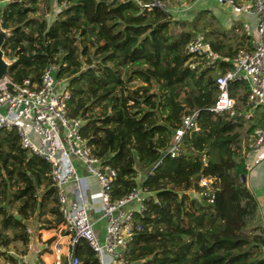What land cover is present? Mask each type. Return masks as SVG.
Masks as SVG:
<instances>
[{
    "label": "trees",
    "instance_id": "16d2710c",
    "mask_svg": "<svg viewBox=\"0 0 264 264\" xmlns=\"http://www.w3.org/2000/svg\"><path fill=\"white\" fill-rule=\"evenodd\" d=\"M0 1H9L1 18L9 33L3 48L8 76L40 83L55 66L71 92L70 116L85 121L82 135L117 171L114 199L139 185L152 193L138 216L144 230L131 246L134 264H264L260 208L241 182L248 174L241 135L247 121L209 110L217 98L215 77L191 69L187 52L202 29L194 22L193 31L177 30L188 23L169 10L175 0ZM235 28L204 36L232 59L239 50L228 34ZM230 94L244 101L247 85L231 84ZM195 113L198 130L182 137L179 156L172 157L168 150L184 118ZM51 171L15 131H0V264L16 262L7 251L30 243L28 229L36 236L63 223ZM202 179H214L210 190ZM75 254L80 264H98L85 242Z\"/></svg>",
    "mask_w": 264,
    "mask_h": 264
},
{
    "label": "built area",
    "instance_id": "2783aa9c",
    "mask_svg": "<svg viewBox=\"0 0 264 264\" xmlns=\"http://www.w3.org/2000/svg\"><path fill=\"white\" fill-rule=\"evenodd\" d=\"M214 1L232 13V21L236 22L235 32L241 34L250 46L239 49L231 59L216 52L204 35H197L187 45V52L192 56L190 68L198 72L208 70L216 75L217 98L210 111L251 122L264 108V0ZM181 2V10L191 8L185 1ZM158 5L164 7L160 3ZM223 62L230 67L223 70ZM56 70L55 66L46 69L40 83L27 79L19 84L9 76L0 81V131H15L25 150L51 165V177L58 189L59 209L63 217L59 238H45L42 233L34 236L28 229L32 236L30 243L23 246L20 253L10 248L7 254L16 262L6 261L4 264H80L75 254L80 242L87 243L95 252L98 264H105L103 247L112 258L111 264H134L131 246L136 235L144 230L138 216L146 211L152 193L139 185L124 198L114 199L117 171L104 164L95 154L89 139L82 135L85 121L70 116L71 92L66 80L56 78ZM234 83L247 85L248 94L244 101L238 102L231 96L230 86ZM196 118V113L184 118L179 137L168 150L172 157L179 156L182 137L193 129L198 130ZM249 140L247 159L252 154L263 155L247 164V171L264 161V126L256 127ZM63 159L69 163L65 178H62ZM75 161L99 185L103 212L94 221L90 216L89 187L80 176ZM213 182L214 179H202L201 185L210 190ZM71 184L77 187L76 200L73 201L67 190ZM99 222L105 223L103 234L101 231L102 244L96 232ZM29 255L34 259L29 260ZM46 257L54 260L49 263Z\"/></svg>",
    "mask_w": 264,
    "mask_h": 264
},
{
    "label": "rangeland",
    "instance_id": "374dc122",
    "mask_svg": "<svg viewBox=\"0 0 264 264\" xmlns=\"http://www.w3.org/2000/svg\"><path fill=\"white\" fill-rule=\"evenodd\" d=\"M182 0H175V1H169L168 2V8L169 10L175 15L176 20L179 21H186V23H188L187 28H182L181 26H179L177 28V30L181 31V30H186V31H193V27H192V23L196 22L197 26L202 29L200 32H197L198 34H195V36L197 35H204L207 34L209 32H211L212 30H222V31H228L227 33H229V31H231V29H233L234 25H236L233 21H232V13L229 12L228 10H226V8L217 6L216 4H211V2L209 1L208 3L204 2H196V0H183L186 2L187 5L191 6V8L189 10H181L183 9L181 2ZM2 3L0 1V17H1V13H2ZM162 5V4H161ZM165 7V6H164ZM55 8L58 9V7L55 6ZM202 11V12H200ZM192 21V22H191ZM1 22V19H0ZM206 27V28H205ZM243 36L241 34H235V33H230L228 34V38L231 42V44L233 45V47L235 49H246L249 48L250 44L248 43V41L244 38H242ZM254 37L257 38V35H255ZM242 38V39H241ZM8 61V60H7ZM9 62V61H8ZM10 63V62H9ZM212 76H216L215 74H212ZM245 91L242 90L239 92V95H244ZM241 102V101H240ZM259 114V115H258ZM261 118H259V117ZM256 118H254L253 121L251 122H247L245 127L241 130V135L242 138L244 140V142L248 145L249 144V135L247 133V130L249 129V127L251 125H255L257 124V127H260V123L261 120H264V108L261 109L258 113L257 116H255ZM38 143V142H36ZM62 167H63V175L62 178H65L67 173H68V169H69V163L67 161V159H63L62 160ZM143 172H141L139 174V179L143 178ZM95 208L101 212H103V206L101 205V198L100 196H96L95 198ZM91 216V220L94 221V217L93 214H90ZM105 223L104 222H100L97 224L96 226V232H97V236L101 242V244L103 243L102 241V235H101V231L102 228H104ZM59 228L60 226L56 227L55 229H51V230H46L43 229L41 231H39L38 233H42L45 238L46 237H50V235H53L56 232H59ZM46 234V235H45ZM12 248H14L18 253H20L22 250L20 249V243H13V245H11ZM103 256H104V261L105 264H111V256L108 254L107 250L103 247Z\"/></svg>",
    "mask_w": 264,
    "mask_h": 264
},
{
    "label": "crops",
    "instance_id": "0c3cea01",
    "mask_svg": "<svg viewBox=\"0 0 264 264\" xmlns=\"http://www.w3.org/2000/svg\"><path fill=\"white\" fill-rule=\"evenodd\" d=\"M209 1L211 2V4H216L214 0H196V2H202V3L204 2L208 3ZM248 142H250V140ZM262 155H263L262 153L252 154L247 159L248 160L247 164H252L257 158L261 157ZM75 164L77 165L80 176L85 179V182L89 187V206L90 208H92L93 217L96 219L99 216H101V212L95 208V198L96 196H99L98 182L94 177L88 175L86 169L80 163L75 161ZM247 177H248L247 186L252 191L258 202L260 208V219L262 224L264 225V161H262L258 165H255L251 171H248ZM141 181L142 179H139V182ZM76 189L77 187L74 184H71L67 187L70 199L72 201L76 200V193H75ZM37 234L39 233L37 232ZM102 234H103V228H102ZM55 236L56 238H59V233L56 232L53 235H50V237H55ZM20 249L21 250L23 249L22 244H20ZM46 258L49 263H51L54 260L53 257H46ZM28 259L33 260L34 259L33 255H29Z\"/></svg>",
    "mask_w": 264,
    "mask_h": 264
},
{
    "label": "water",
    "instance_id": "95a60500",
    "mask_svg": "<svg viewBox=\"0 0 264 264\" xmlns=\"http://www.w3.org/2000/svg\"><path fill=\"white\" fill-rule=\"evenodd\" d=\"M13 1H20V0H13ZM8 2L9 1L1 2L3 5H2V13H1L0 19L2 18V15H3L4 5H6ZM8 35L9 33L2 28V24L0 22V81L3 80L6 76H8L9 69L11 66V64L6 59L4 50H3ZM241 182L245 184L248 183L247 175L241 176Z\"/></svg>",
    "mask_w": 264,
    "mask_h": 264
}]
</instances>
